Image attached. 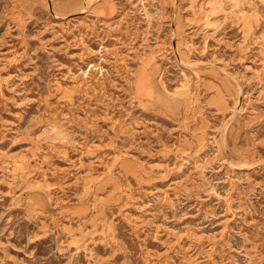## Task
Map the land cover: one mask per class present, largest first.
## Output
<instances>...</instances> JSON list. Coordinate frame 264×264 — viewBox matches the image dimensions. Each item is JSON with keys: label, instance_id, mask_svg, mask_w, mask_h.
I'll use <instances>...</instances> for the list:
<instances>
[{"label": "rangeland", "instance_id": "obj_1", "mask_svg": "<svg viewBox=\"0 0 264 264\" xmlns=\"http://www.w3.org/2000/svg\"><path fill=\"white\" fill-rule=\"evenodd\" d=\"M0 264H264V0H0Z\"/></svg>", "mask_w": 264, "mask_h": 264}, {"label": "bare ground", "instance_id": "obj_2", "mask_svg": "<svg viewBox=\"0 0 264 264\" xmlns=\"http://www.w3.org/2000/svg\"><path fill=\"white\" fill-rule=\"evenodd\" d=\"M246 167V166H245Z\"/></svg>", "mask_w": 264, "mask_h": 264}]
</instances>
